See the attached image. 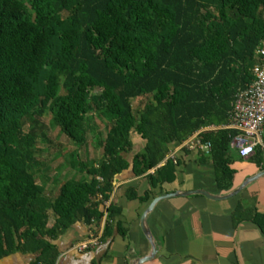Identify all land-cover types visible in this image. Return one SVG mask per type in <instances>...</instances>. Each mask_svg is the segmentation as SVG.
<instances>
[{
    "label": "trees",
    "instance_id": "16d2710c",
    "mask_svg": "<svg viewBox=\"0 0 264 264\" xmlns=\"http://www.w3.org/2000/svg\"><path fill=\"white\" fill-rule=\"evenodd\" d=\"M263 40L264 0H0V259L55 264L52 240L106 213L111 236L117 176L172 180L170 146L196 134L219 187L233 186L237 131L225 126ZM134 132L145 145L129 160ZM51 146L64 157L53 176ZM245 218L264 230L263 214Z\"/></svg>",
    "mask_w": 264,
    "mask_h": 264
},
{
    "label": "crops",
    "instance_id": "0c3cea01",
    "mask_svg": "<svg viewBox=\"0 0 264 264\" xmlns=\"http://www.w3.org/2000/svg\"><path fill=\"white\" fill-rule=\"evenodd\" d=\"M196 137L197 134L187 141L194 142ZM132 139L134 147L128 154L129 160L145 145L136 132ZM187 141L170 146L167 158L173 159L176 167L170 181L152 186L147 175L136 176L132 169L118 175L114 192L106 203L108 206L114 202L122 211L113 222L112 235L102 238L107 213L98 224L84 220L73 223L52 240L58 251L55 264H135L151 252L141 217L155 197L199 189L223 195L264 168V161L255 155L242 160L231 156L235 171L233 186L222 189L210 155L186 145ZM128 189H131L129 193ZM133 191L139 197L150 194V198L131 199L128 194ZM249 212L264 215V176L224 200L202 194L163 199L148 216L159 251L154 259L142 264H264V230L251 218L240 220L241 216H249ZM95 238L100 239L98 244L83 250L78 248L80 243ZM36 256L32 252H16L2 257L0 264H35Z\"/></svg>",
    "mask_w": 264,
    "mask_h": 264
},
{
    "label": "built area",
    "instance_id": "2783aa9c",
    "mask_svg": "<svg viewBox=\"0 0 264 264\" xmlns=\"http://www.w3.org/2000/svg\"><path fill=\"white\" fill-rule=\"evenodd\" d=\"M259 61L252 68L254 79L236 94L231 118L226 128L235 129L232 146L243 158H249L255 154L258 147L264 149V40L256 50ZM191 148H197L210 155L211 143H203L198 134L194 142H186ZM99 238L80 243V250L87 249L92 244H98Z\"/></svg>",
    "mask_w": 264,
    "mask_h": 264
},
{
    "label": "water",
    "instance_id": "95a60500",
    "mask_svg": "<svg viewBox=\"0 0 264 264\" xmlns=\"http://www.w3.org/2000/svg\"><path fill=\"white\" fill-rule=\"evenodd\" d=\"M262 176H264V168L261 169L260 171H258L257 173H255L254 175L247 177L240 186L234 188L229 193H226L223 195H213V194H211V193H209L203 189L202 190L199 189V190H193V191H176V192L167 193V194H163V195L155 197L151 201L149 206L146 208V210L144 211V213L141 217V226H142L144 234L146 235L147 239L149 240V242L151 244V252L148 255H146L145 257L138 259L135 264H142L144 262L150 261L156 257V254H158L159 248L156 244V241H155V238L152 234V231L148 225V216L150 213H152V211L154 210L156 205L161 200L166 199V198H170V197H175V196H190V195H194V194H202V195H205L211 199L224 200V199H228L230 197L237 195L246 186H248L250 183L258 180Z\"/></svg>",
    "mask_w": 264,
    "mask_h": 264
},
{
    "label": "rangeland",
    "instance_id": "374dc122",
    "mask_svg": "<svg viewBox=\"0 0 264 264\" xmlns=\"http://www.w3.org/2000/svg\"><path fill=\"white\" fill-rule=\"evenodd\" d=\"M135 105H138V101L134 102ZM62 145L65 146V151L69 150V139L65 136V135H60L57 132L54 133L53 135ZM67 147V148H66ZM58 151V147H54L51 146V150L49 152H45L44 154H42L43 156L47 157V162L49 163L48 165L51 166L52 170L49 172L50 176H53L55 174L56 171L53 170V167H56L57 165H59V163L61 161H63L64 157L63 156H56L55 152ZM92 151V155L98 157L99 155H101L102 150L101 149H93V147L91 148ZM39 154V153H38ZM231 155L235 158H237L238 160H242L243 158L239 155L237 149L232 146L231 149Z\"/></svg>",
    "mask_w": 264,
    "mask_h": 264
}]
</instances>
